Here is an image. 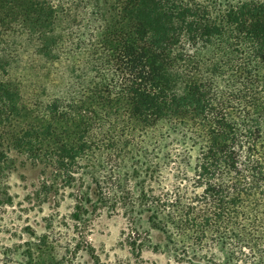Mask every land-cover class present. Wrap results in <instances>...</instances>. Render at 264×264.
Returning a JSON list of instances; mask_svg holds the SVG:
<instances>
[{
    "label": "trees",
    "instance_id": "16d2710c",
    "mask_svg": "<svg viewBox=\"0 0 264 264\" xmlns=\"http://www.w3.org/2000/svg\"><path fill=\"white\" fill-rule=\"evenodd\" d=\"M4 141L176 264H264V0H0V170Z\"/></svg>",
    "mask_w": 264,
    "mask_h": 264
},
{
    "label": "rangeland",
    "instance_id": "374dc122",
    "mask_svg": "<svg viewBox=\"0 0 264 264\" xmlns=\"http://www.w3.org/2000/svg\"><path fill=\"white\" fill-rule=\"evenodd\" d=\"M15 66L11 76L21 83L28 100L64 87L65 78L56 69L48 71L46 81L36 79L24 62ZM3 143L0 264H32V258L42 264H176L165 235L150 227L146 214L133 220L121 208L95 203L89 204L88 212L77 210L75 191L63 178L54 179L51 167L35 164L26 153ZM44 178L53 181L49 194L41 187Z\"/></svg>",
    "mask_w": 264,
    "mask_h": 264
}]
</instances>
